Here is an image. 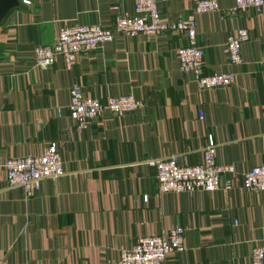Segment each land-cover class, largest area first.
<instances>
[{"label": "crops", "instance_id": "0c3cea01", "mask_svg": "<svg viewBox=\"0 0 264 264\" xmlns=\"http://www.w3.org/2000/svg\"><path fill=\"white\" fill-rule=\"evenodd\" d=\"M195 15L205 74L232 72L229 86L198 89L180 71L174 32L116 35L79 52L70 70L57 57L33 66L35 45L59 28L110 26L131 12L132 0H17L0 22V264H114L138 237L184 228L183 250L167 264H249L264 245V190L240 187L241 174L264 164V7L234 12V0ZM161 20L188 15L191 0H156ZM112 7H117L116 11ZM247 30L240 65L228 63L225 40ZM85 98L132 94L142 102L122 116L108 109L76 130L65 108L68 87ZM57 110L59 111L57 113ZM211 134L218 164H233L232 188L156 190L147 161L177 155L180 165L202 161ZM56 143L63 173L42 179L31 195L6 187L7 158L35 156ZM147 195L145 202L142 197Z\"/></svg>", "mask_w": 264, "mask_h": 264}, {"label": "built area", "instance_id": "2783aa9c", "mask_svg": "<svg viewBox=\"0 0 264 264\" xmlns=\"http://www.w3.org/2000/svg\"><path fill=\"white\" fill-rule=\"evenodd\" d=\"M233 11L251 10L260 13L264 0H234ZM192 8L188 15L177 17L171 22L161 20L156 0H132L131 12L115 15L113 24H73L59 28L57 35L48 45H35L31 56L33 66L45 70L59 57L63 68L70 70L79 52L99 48L105 42L112 41L116 35L135 37L139 34L154 35L174 32L183 34L187 45L176 50L180 71L192 73L198 89L229 86L234 79L232 72L205 74L203 70V53L197 45L195 15L206 11L218 10L216 0H191ZM117 7H112L116 11ZM247 30L239 27L228 33L225 40V52L229 64L237 66L242 62L241 43L248 39ZM68 100L65 106L69 119L76 130H84L95 118L108 109L115 116L127 112H136L142 102L132 94L108 96L104 101L99 98H85L81 87L71 83L67 89ZM59 111L57 110V113ZM215 142L211 134L202 148V161L194 165H180L177 155L165 156L147 163L155 169L156 190L164 192H193L227 190L234 186L236 170L233 164L221 165L215 159ZM6 187L19 188L22 193L31 195L39 187L42 179H55L63 173L61 159L56 143H49L42 153L35 156L7 158L3 164ZM240 187L249 192L264 190V164L253 166L241 174ZM142 199L146 202L147 195ZM184 228L177 225L158 235L138 237L135 243L120 249L114 264H167V255L183 250ZM249 264H264V245L252 248Z\"/></svg>", "mask_w": 264, "mask_h": 264}, {"label": "water", "instance_id": "95a60500", "mask_svg": "<svg viewBox=\"0 0 264 264\" xmlns=\"http://www.w3.org/2000/svg\"><path fill=\"white\" fill-rule=\"evenodd\" d=\"M17 6V0H0V22L8 11Z\"/></svg>", "mask_w": 264, "mask_h": 264}]
</instances>
